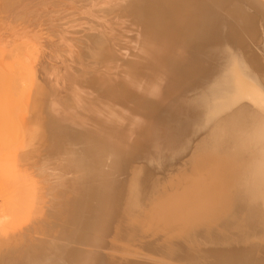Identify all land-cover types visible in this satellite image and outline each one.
Listing matches in <instances>:
<instances>
[{
	"label": "bare ground",
	"instance_id": "6f19581e",
	"mask_svg": "<svg viewBox=\"0 0 264 264\" xmlns=\"http://www.w3.org/2000/svg\"><path fill=\"white\" fill-rule=\"evenodd\" d=\"M108 1L137 47L91 33L108 73L82 81L80 122L56 124L82 191L56 264H264V1ZM119 108L134 130H116Z\"/></svg>",
	"mask_w": 264,
	"mask_h": 264
},
{
	"label": "rangeland",
	"instance_id": "374dc122",
	"mask_svg": "<svg viewBox=\"0 0 264 264\" xmlns=\"http://www.w3.org/2000/svg\"><path fill=\"white\" fill-rule=\"evenodd\" d=\"M81 1L0 0V263L8 258L6 264H33V257L48 253L47 264H56L54 248L68 244L69 210L74 209L76 193L82 192L79 175L65 160L68 144L56 124L80 122L84 109L92 107L82 81L94 71L108 73L99 67L94 38L106 33L122 54L137 47L136 33L125 30L123 20L119 26L120 13L108 0H84L85 8ZM117 116L116 130H134L128 119L140 120L124 109ZM155 170L154 175L159 173ZM49 201L56 205L46 206ZM56 207L61 210L51 209ZM71 246L76 251L100 250L93 244ZM145 255L153 261V254Z\"/></svg>",
	"mask_w": 264,
	"mask_h": 264
}]
</instances>
